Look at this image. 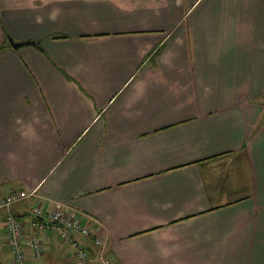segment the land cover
I'll list each match as a JSON object with an SVG mask.
<instances>
[{"label": "crops", "instance_id": "crops-1", "mask_svg": "<svg viewBox=\"0 0 264 264\" xmlns=\"http://www.w3.org/2000/svg\"><path fill=\"white\" fill-rule=\"evenodd\" d=\"M0 47V198L35 192L11 209L27 264H79L31 226L57 203L111 264H264V0H0Z\"/></svg>", "mask_w": 264, "mask_h": 264}, {"label": "built area", "instance_id": "built-area-1", "mask_svg": "<svg viewBox=\"0 0 264 264\" xmlns=\"http://www.w3.org/2000/svg\"><path fill=\"white\" fill-rule=\"evenodd\" d=\"M31 194L16 193L5 198H0V211H7L6 229L10 237V243L13 246L14 264H27V256L23 249V239H25L22 226L16 220L15 215L11 211L12 206L19 201L27 199ZM65 205L57 204L56 209L52 213H45L43 209L35 208L32 210L33 221L31 226L34 229H54L60 233L63 241L71 244V248L75 251L74 259L79 264L98 262L99 264H111L105 256V247L101 239H94V245L99 248V254L91 258L85 247L80 245L75 239L76 234L90 238V231L83 227L82 223L74 217H71L65 210ZM28 244L32 247L34 255L40 257L42 253V245L40 239L32 236L28 240Z\"/></svg>", "mask_w": 264, "mask_h": 264}, {"label": "trees", "instance_id": "trees-1", "mask_svg": "<svg viewBox=\"0 0 264 264\" xmlns=\"http://www.w3.org/2000/svg\"><path fill=\"white\" fill-rule=\"evenodd\" d=\"M6 37H7V39L8 40H10V37H9V35L8 34H6ZM66 36H60V35H57V36H53V38H55V39H57V38H65ZM42 43H43V41L42 40H40V41H37V42H35V47L37 48V49H39L40 51H43V46H42ZM3 49H5V47H0V51H2ZM162 52V48H159L156 52H155V54L156 55H159L160 53ZM16 193H21L20 191H15V192H12V193H10L9 195H13V194H16ZM22 201H24V200H22ZM22 201H19V202H22ZM44 211V210H43ZM45 212V211H44ZM45 213H49V212H45ZM34 219V218H33ZM17 220V219H16ZM18 221V220H17ZM19 222V221H18ZM19 224L22 226V223L21 222H19ZM32 224V223H31ZM22 229H23V231H24V226H22ZM44 230H46V229H44ZM6 232H7V229H6ZM7 234H8V232H7ZM8 238H9V245H10V247H11V249H13V246L11 245V243H10V237H9V235H8ZM24 241H25V239H23V249H24ZM91 253V252H90ZM89 253V255H90V257L91 258H94L95 256L94 255H92V254H90ZM97 264H99L98 262H96ZM86 264H89V263H86Z\"/></svg>", "mask_w": 264, "mask_h": 264}, {"label": "water", "instance_id": "water-1", "mask_svg": "<svg viewBox=\"0 0 264 264\" xmlns=\"http://www.w3.org/2000/svg\"><path fill=\"white\" fill-rule=\"evenodd\" d=\"M10 45L14 48V49H21L25 46H34L35 43L34 42H14L12 39L9 40Z\"/></svg>", "mask_w": 264, "mask_h": 264}, {"label": "rangeland", "instance_id": "rangeland-1", "mask_svg": "<svg viewBox=\"0 0 264 264\" xmlns=\"http://www.w3.org/2000/svg\"><path fill=\"white\" fill-rule=\"evenodd\" d=\"M24 193V192H23ZM57 204H62V203H57ZM62 205H64V204H62ZM57 206V205H56ZM33 212V211H32ZM12 259H13V257H12Z\"/></svg>", "mask_w": 264, "mask_h": 264}]
</instances>
